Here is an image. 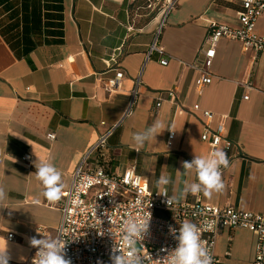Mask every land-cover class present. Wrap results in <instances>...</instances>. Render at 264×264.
<instances>
[{"label":"crops","instance_id":"0c3cea01","mask_svg":"<svg viewBox=\"0 0 264 264\" xmlns=\"http://www.w3.org/2000/svg\"><path fill=\"white\" fill-rule=\"evenodd\" d=\"M164 3L0 0V187L7 193L0 202V244L7 243L9 264L26 261L34 248L31 237L55 238L61 221L59 207L43 197L33 174L38 158L61 172L63 190L89 155L90 164L114 173L134 166L151 189H159L156 181L166 175L172 196L185 180L195 181L194 172L184 174L182 161L211 154L202 133L206 126L215 131L222 117L225 137L233 142L229 151L224 143L216 148L229 161L221 172L223 191L211 199L189 194L179 201L264 212V52L254 59L239 40L222 38L209 68L213 79L202 88L196 83L200 69L189 65L201 64L211 21L240 26L242 0H178L158 38L171 57L168 64L160 62L158 50L149 54ZM255 26L264 34V12ZM120 69L121 87L110 92L104 84ZM139 76V93L126 114ZM205 110L214 113L212 119ZM157 119L177 131L165 130L134 150L132 134ZM111 126L106 148L93 150ZM51 132L54 139L47 137ZM25 153L29 163L22 159ZM255 243L248 229L224 228L215 252L221 264H251Z\"/></svg>","mask_w":264,"mask_h":264},{"label":"built area","instance_id":"2783aa9c","mask_svg":"<svg viewBox=\"0 0 264 264\" xmlns=\"http://www.w3.org/2000/svg\"><path fill=\"white\" fill-rule=\"evenodd\" d=\"M177 2L178 0H165L161 10L162 19L149 49V54L153 50L159 51L162 64H168L171 57L164 54L163 47L158 44V38L168 14L176 7ZM263 12L264 0H242V6L237 11L240 26L232 27L217 21L210 22L201 64L198 62L189 64L201 71L196 80L199 88L211 83L213 79L209 68L216 54L217 44L222 38L239 40L243 51H252L255 54L254 59L258 53L264 52V34L257 32L255 26ZM123 76L124 71L118 70L115 77L104 84L105 89L110 92L117 91L121 87ZM140 83L139 76L132 90L126 114L131 113ZM169 94L174 97L175 91L171 89ZM248 97V94L244 95V98ZM161 103V100L158 101L157 106ZM204 115L207 119H212L214 113L205 110ZM114 130L115 126H111L102 133L93 150L103 151ZM47 137L54 139L56 135L51 132ZM202 140L210 142L211 153L222 143L226 151L233 147V142L225 137L223 117L215 131L205 127ZM88 157L89 155H86L80 161L72 174L69 187L63 190L62 198L54 203L61 211L56 237L60 236L67 240V258L71 259L72 264H111V249L114 244L121 243L119 229L122 219L129 214L141 218L147 212L151 213L150 230L148 237L143 241L144 248L141 249V254L149 257L145 264H166L163 258L168 253L164 249L171 251L177 246L178 241L174 235L179 234V227L185 221L195 223L202 229L206 223L213 225L210 229L202 230L201 233V240L205 242V247L212 257V264H221L215 252L218 235L224 228L233 227L245 228L254 233L255 255L251 264H264V212L248 211L233 205L219 206L201 200L178 201L169 207L166 197L159 195L160 189H151L147 180L136 171L134 166L128 167L123 173H114L105 165L90 164ZM22 159L29 163L31 155L25 153ZM223 169L224 167L221 168V172ZM168 195L171 197L169 192ZM95 205L98 206L96 214ZM159 209L169 211L170 215L159 216L157 214ZM101 230L105 232L103 236L99 234ZM172 230H175V233ZM8 237L14 238V234L9 233ZM36 251L37 249L33 248L26 261L19 264H33Z\"/></svg>","mask_w":264,"mask_h":264},{"label":"clouds","instance_id":"9594fccd","mask_svg":"<svg viewBox=\"0 0 264 264\" xmlns=\"http://www.w3.org/2000/svg\"><path fill=\"white\" fill-rule=\"evenodd\" d=\"M165 130L175 133L177 130L174 125L168 126L163 121L157 119L152 125L143 131L132 134L131 141L134 150L140 151L147 142L156 140L157 135ZM227 153L223 150L213 151L208 156L194 155L191 161H182L183 172L186 175L195 173V181L185 180L182 191L169 197L167 185L171 183V178L161 175L156 181V186L160 189L159 195L166 197V203L171 207L174 203L187 195L204 197L211 199L214 193L223 191L225 185L221 177V168L228 166ZM36 171L34 174L43 186L42 195L47 201L55 203L62 198L63 183L61 172L51 162L38 158L35 163ZM7 199V193L3 187H0V202ZM97 205L94 207L96 214ZM107 215V210H105ZM99 220V219H98ZM151 213L141 218L128 215L120 223L121 243L114 244L111 249V264H145L149 257L141 254L144 248L143 241L148 237L150 230ZM112 223V221L110 220ZM213 225L206 223L201 227L190 221L183 222L179 227V234L174 235L178 241L177 246L168 251L163 258L166 264H212V257L205 247V242L201 240L202 230L210 229ZM175 233V230H172ZM110 232V231H109ZM111 233V232H110ZM100 235H104L103 230ZM67 240L60 236L56 238L31 237L29 244L37 249L33 264H72L66 253ZM11 256L8 252L7 243L0 244V264H9Z\"/></svg>","mask_w":264,"mask_h":264}]
</instances>
